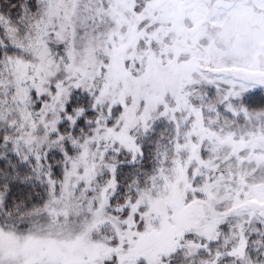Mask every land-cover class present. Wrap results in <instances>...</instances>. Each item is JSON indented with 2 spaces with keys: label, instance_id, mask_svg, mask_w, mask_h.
<instances>
[{
  "label": "snow or ice",
  "instance_id": "1",
  "mask_svg": "<svg viewBox=\"0 0 264 264\" xmlns=\"http://www.w3.org/2000/svg\"><path fill=\"white\" fill-rule=\"evenodd\" d=\"M0 264H264V0H0Z\"/></svg>",
  "mask_w": 264,
  "mask_h": 264
}]
</instances>
